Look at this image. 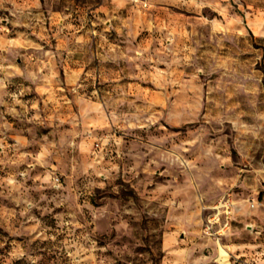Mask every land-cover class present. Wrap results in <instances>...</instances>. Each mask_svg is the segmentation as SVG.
I'll return each instance as SVG.
<instances>
[{
  "label": "rangeland",
  "instance_id": "rangeland-1",
  "mask_svg": "<svg viewBox=\"0 0 264 264\" xmlns=\"http://www.w3.org/2000/svg\"><path fill=\"white\" fill-rule=\"evenodd\" d=\"M8 193L0 264H264V0H0Z\"/></svg>",
  "mask_w": 264,
  "mask_h": 264
},
{
  "label": "crops",
  "instance_id": "crops-1",
  "mask_svg": "<svg viewBox=\"0 0 264 264\" xmlns=\"http://www.w3.org/2000/svg\"><path fill=\"white\" fill-rule=\"evenodd\" d=\"M129 1L133 2L134 4H141V5L143 4V2H134L133 0H129ZM81 71H83L82 65L80 68H76V70H75L76 74H75V76L71 75V79L76 80V82H77V79L81 76V73H80ZM99 75L101 76L100 70H99ZM73 80L69 81L68 83H73ZM43 151L41 149L39 152L37 151V153L35 151H33L32 149H28L27 151H24V154H33L34 158H33L32 162H30V164H29V167L31 169L38 168V162L34 159H37L38 157L42 158V155L44 154ZM7 195H11V196H9V198L15 204L9 203L6 205H0V224H2L4 227L6 225L8 227L7 222L12 221V220L15 221L20 217V215H19L20 210L19 209L21 206L23 208V205H21V204L24 200H27V198L24 197L23 195L17 196L16 194H13V193H11V194L8 193ZM27 211L28 210L26 209L24 212L27 213Z\"/></svg>",
  "mask_w": 264,
  "mask_h": 264
},
{
  "label": "built area",
  "instance_id": "built-area-1",
  "mask_svg": "<svg viewBox=\"0 0 264 264\" xmlns=\"http://www.w3.org/2000/svg\"><path fill=\"white\" fill-rule=\"evenodd\" d=\"M134 2H143L145 4V0H133ZM58 180V179H57Z\"/></svg>",
  "mask_w": 264,
  "mask_h": 264
}]
</instances>
